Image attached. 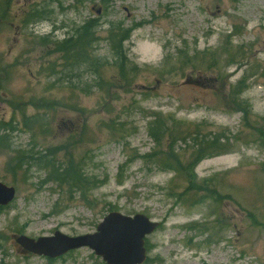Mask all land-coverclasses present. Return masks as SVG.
<instances>
[{"label": "rangeland", "instance_id": "374dc122", "mask_svg": "<svg viewBox=\"0 0 264 264\" xmlns=\"http://www.w3.org/2000/svg\"><path fill=\"white\" fill-rule=\"evenodd\" d=\"M89 20L97 23L94 65L65 69L38 45L73 38ZM116 28L130 32L127 79L107 42ZM59 63L55 75L44 68ZM237 86L240 102H228ZM54 102L60 108L42 121L38 111ZM155 115L160 132L179 134L177 148L193 142L182 141L176 121L224 133L231 147L200 161L191 183L187 167L178 175L147 158ZM261 119L264 0H0V122L16 127L6 133L10 147L0 146V183L15 189L0 209V264H105L87 248L50 261L15 238L92 234L111 212L159 224L145 239L144 264H264ZM20 151L32 159L19 161ZM37 157L71 164L87 181L81 190L54 182ZM204 180L208 189L197 187Z\"/></svg>", "mask_w": 264, "mask_h": 264}, {"label": "trees", "instance_id": "16d2710c", "mask_svg": "<svg viewBox=\"0 0 264 264\" xmlns=\"http://www.w3.org/2000/svg\"><path fill=\"white\" fill-rule=\"evenodd\" d=\"M44 13L42 9H34L31 13V17L35 16L40 18ZM96 21L89 20L84 23L81 27L77 29V33L75 37H70L69 39L63 40L61 42L52 43L48 40L47 37H40L39 42L36 40V44L44 49H48L47 53L52 51V53L59 54L60 59L63 61V67L65 69L70 68L74 69V66L79 64L84 65H94L95 60H93V46L97 41V33L95 26ZM97 24V23H96ZM129 31L120 30L119 28L111 29L108 31V44L109 50L112 55L114 66L117 69V75L119 78L127 79L126 74L129 69L132 71L135 67L128 63L126 60L125 53L122 51V44L128 40ZM53 46V50L51 48ZM51 53H49L50 55ZM76 64V65H75ZM130 65L129 67L127 65ZM61 68V63L56 64L54 66H44L46 70H48L53 75L57 74L56 68ZM92 72L94 74L97 73V68L92 67ZM69 86L75 87V84L71 81L70 76ZM55 83H53V86ZM239 86L235 89H232V92L229 96H227L228 102L231 101L233 103L240 102L238 95L242 94L239 90ZM47 105L46 107H48ZM57 108H60V103H53L51 108H43L41 111H38L37 115L41 117V120H44V116L49 112H55ZM26 120V119H24ZM23 120V121H24ZM32 120V119H29ZM46 120V119H45ZM262 125L259 127L260 136H257V143L264 148V119L259 120ZM164 119L160 115H155L153 120L148 124V135L152 139L155 150L154 153L148 155L147 158L151 160V158H156L158 164L164 167H167L169 171L174 172L178 175H184L183 169L187 167L189 180L193 183L196 179L193 175V170L196 165L206 158H212L227 154L229 148L231 147L230 140L225 136L224 133L218 135L216 132H205L204 127L202 125H192L180 121L174 122L177 125H180L185 129L183 134L182 141L185 142L186 139H191L193 145L191 147H187L188 149H180L176 147V137L179 135L178 133H174L173 130L165 129L163 132H160L159 129L163 127ZM165 124V123H164ZM43 125V123L41 124ZM16 127L12 122L3 123L0 122V131L3 130V134L0 136V146L2 148H9L8 144L9 138L6 134L8 131H15ZM46 133V129L44 131ZM20 156L18 157L19 161H23L24 158L26 160H30L31 153H21L18 152ZM37 156V155H36ZM52 162V161H51ZM36 163L42 169L48 170V172L52 175V179L57 183H65L69 186H72L76 189L81 190L84 182L87 181L84 179L81 171L77 170L73 165L69 164L65 167H61L59 169L58 166L53 165L48 162L44 157H37ZM209 180H204L202 182L197 181V187L201 189H208ZM186 194H180L179 197L185 196ZM198 196V195H197ZM2 210V208H0ZM255 219V216L253 217Z\"/></svg>", "mask_w": 264, "mask_h": 264}, {"label": "water", "instance_id": "95a60500", "mask_svg": "<svg viewBox=\"0 0 264 264\" xmlns=\"http://www.w3.org/2000/svg\"><path fill=\"white\" fill-rule=\"evenodd\" d=\"M14 198L15 189L0 183V207L10 205ZM158 226L144 215L128 217L111 212L92 234L68 237L55 232L52 236L37 239L21 235L15 238V243L24 252L48 260L87 248L105 264H144L147 259L145 239Z\"/></svg>", "mask_w": 264, "mask_h": 264}]
</instances>
